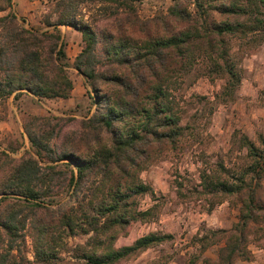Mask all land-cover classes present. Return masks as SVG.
<instances>
[{"label": "trees", "instance_id": "16d2710c", "mask_svg": "<svg viewBox=\"0 0 264 264\" xmlns=\"http://www.w3.org/2000/svg\"><path fill=\"white\" fill-rule=\"evenodd\" d=\"M103 1L125 8L123 22H130L134 1L139 0ZM76 2L55 0V17H46L42 21L46 28L37 29L20 23L11 9L12 0H0V11L5 10L0 15V98L22 92L36 98L69 95L72 81L66 71L68 61L59 24L80 32L82 45L71 65L91 82L94 91V110L79 120L78 135L60 148L49 143L53 126L47 123V127L34 128L29 121L24 123L33 152L20 155L1 179L0 264L24 263L12 253L20 250L17 239L24 238L20 231L26 218L23 210L44 207L39 199L49 196L51 182L60 176L67 180L68 199L54 208V222L37 219L34 223V264H57L56 228L66 236L87 234L82 243L71 248L72 264H114L169 238L168 233L148 232L132 243L113 246V239L131 220L147 219L157 205L137 208L136 197L152 190L136 180V173L155 150L164 145L174 149L188 128L187 123H179L167 100L164 81L172 72L184 69L195 53L200 54L208 62L207 72L223 78L215 98L231 99L240 73L227 37L240 41L264 37V0H172L168 11L185 27L168 35L145 33L140 41L123 34L118 38L110 33L99 36L76 17ZM188 2L192 9L187 8ZM101 40L106 63L111 65L104 71L95 69L94 48ZM118 68L122 70L116 71ZM98 80L111 83L113 90L99 91ZM260 140L264 146V139ZM231 141L244 149L246 162L238 170L221 163L201 169L192 191L206 199L208 209L234 197L239 204L238 220L228 229H207L194 235L198 249L189 257V264L199 258L204 264H232L235 257L248 258L247 236L254 224L264 223V201L258 190L264 148L236 131ZM176 184L181 187V182ZM13 195L23 201L9 200ZM217 241L222 244L215 260L201 256ZM154 263L164 264L159 258Z\"/></svg>", "mask_w": 264, "mask_h": 264}, {"label": "rangeland", "instance_id": "374dc122", "mask_svg": "<svg viewBox=\"0 0 264 264\" xmlns=\"http://www.w3.org/2000/svg\"><path fill=\"white\" fill-rule=\"evenodd\" d=\"M54 1L38 0L37 5L30 8V15L18 16L20 23L44 29L43 22L41 25L36 20L55 17L52 11ZM172 3V0L134 1L132 21L123 22L122 17L127 16L123 7L116 8L114 3L103 0H77L76 17L88 23L99 36L110 33L118 38L123 34L140 41L145 33L168 35L185 27L169 13ZM186 5L192 9L189 2ZM4 13L5 10L0 11V15ZM58 29L63 34L68 61L66 71L72 81L69 97L36 98L22 92L19 96L14 97L11 93L0 98V183L20 155L25 151L33 152L23 129L24 123L29 121L34 128L47 127V123L53 126L54 133L49 143L60 148L78 135L79 120L94 110L91 82L71 65L82 45L81 34L62 24ZM227 39L240 73L231 99L215 98L221 90L223 78L207 72L208 62L200 54L195 53L184 69L172 72L168 81H164V85L168 86L167 100L178 114L179 123H187L188 128L174 149L164 145L160 150H155L136 173V180L148 184L152 190L151 194L146 192L136 197L137 208L142 210L154 203L157 205L147 219L131 220L113 239V246L132 243L135 238L148 232L168 233L171 236L114 264H155L158 258L164 264H189V257L198 249L194 235L202 234L207 229H228L238 220L239 204L234 197L223 199L208 209L206 199L192 191V187L198 183L201 169L221 163L234 170L246 162L244 149H239L237 143L231 141L233 131L245 133L256 145L264 148L260 140L264 139V37L257 41L248 38L240 41L234 37ZM102 43V40L98 41L94 48L95 69L98 71H104L109 66ZM121 70L118 68L116 71ZM96 83L99 91L113 90L109 82L98 80ZM40 163L43 164V161ZM66 181L60 176L51 182L53 186L49 196L39 199L44 207L23 210L26 218L20 231L24 233V238L16 241L20 250L12 252L17 255L15 258L18 262L34 264L33 225L37 219L44 222L56 220L54 208L68 199ZM176 181L181 182V187H177ZM258 190L264 201V159ZM16 199L23 201L14 195L9 198ZM0 203L2 205L4 202ZM56 229L53 235L58 238L59 244L55 251L60 257L57 264H72L71 248L76 243H82L87 234L76 232L66 236L62 230ZM247 239L248 258L235 257L232 264H264V223L254 224ZM221 244L222 241L211 244L201 256L215 260L217 247ZM194 264L204 263L199 258Z\"/></svg>", "mask_w": 264, "mask_h": 264}, {"label": "crops", "instance_id": "0c3cea01", "mask_svg": "<svg viewBox=\"0 0 264 264\" xmlns=\"http://www.w3.org/2000/svg\"><path fill=\"white\" fill-rule=\"evenodd\" d=\"M38 0H12V4H11V9L14 11V13L17 16H23V15H30V8L34 7L35 5H37ZM39 24L42 25V21H38L36 20ZM61 25V24H59ZM57 25V27L59 26ZM63 25V24H62ZM31 26V25H30ZM45 26V25H44ZM67 26V25H64ZM43 28H46L43 27ZM63 36V34L61 35V37ZM81 48V47H80ZM72 89V88H71ZM71 91V90H70ZM29 93V92H27ZM31 94V93H29ZM69 97V95L67 96Z\"/></svg>", "mask_w": 264, "mask_h": 264}]
</instances>
